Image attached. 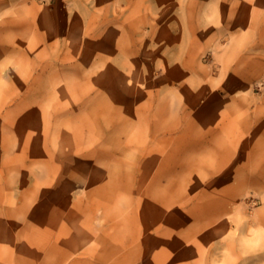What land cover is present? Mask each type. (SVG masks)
I'll list each match as a JSON object with an SVG mask.
<instances>
[{"label": "rangeland", "instance_id": "374dc122", "mask_svg": "<svg viewBox=\"0 0 264 264\" xmlns=\"http://www.w3.org/2000/svg\"><path fill=\"white\" fill-rule=\"evenodd\" d=\"M0 264H264V0H0Z\"/></svg>", "mask_w": 264, "mask_h": 264}]
</instances>
